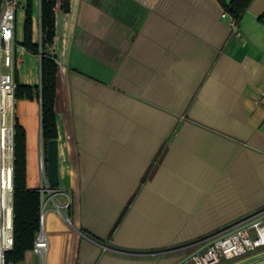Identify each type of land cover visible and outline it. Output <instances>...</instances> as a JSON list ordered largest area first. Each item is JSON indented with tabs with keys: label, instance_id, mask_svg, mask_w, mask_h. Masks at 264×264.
<instances>
[{
	"label": "crops",
	"instance_id": "1",
	"mask_svg": "<svg viewBox=\"0 0 264 264\" xmlns=\"http://www.w3.org/2000/svg\"><path fill=\"white\" fill-rule=\"evenodd\" d=\"M62 1L48 48L58 186L40 196L44 255L20 264H179L185 246L263 211L264 0L236 29L217 0H67L68 12ZM34 10L35 42L39 0ZM16 55V82L39 86L40 57ZM19 104L26 185L39 190L40 105ZM60 200L70 223L52 208Z\"/></svg>",
	"mask_w": 264,
	"mask_h": 264
},
{
	"label": "built area",
	"instance_id": "2",
	"mask_svg": "<svg viewBox=\"0 0 264 264\" xmlns=\"http://www.w3.org/2000/svg\"><path fill=\"white\" fill-rule=\"evenodd\" d=\"M19 0H2L0 8V264H16L6 261V254L13 249V172H14V125L16 113V66L19 58L16 55L18 44L14 40L15 14L20 8ZM223 17H226L224 12ZM230 25L237 28V23L230 18ZM3 68L9 69L8 73ZM264 100V91L262 93ZM40 171L43 181L40 185V196L45 204V196L52 198L50 186L47 183L43 161H40ZM47 193V194H46ZM54 210L64 216L67 223L69 217L65 211L70 207V201L54 202ZM250 217L240 223L212 234L191 246L211 242L208 246L193 254L190 260L193 264H239L249 263L259 258L264 251V221L251 222L247 227L236 229L237 226L252 221ZM44 211L40 213V230L38 231L33 250L40 256L47 248V239L43 233ZM233 231V232H231ZM189 245V246H190ZM187 247V246H186Z\"/></svg>",
	"mask_w": 264,
	"mask_h": 264
},
{
	"label": "trees",
	"instance_id": "3",
	"mask_svg": "<svg viewBox=\"0 0 264 264\" xmlns=\"http://www.w3.org/2000/svg\"><path fill=\"white\" fill-rule=\"evenodd\" d=\"M253 0H217L223 12L234 19L237 25L244 17ZM2 0H0L1 8ZM56 0H39V43L33 41V0H26L24 5L23 39L17 43L27 52L40 57V85L29 86L16 82L15 99H38L40 105V126L43 146L57 138L55 98L57 63L48 52L54 38V11ZM262 17L258 20L261 21ZM15 79L16 73H15ZM26 133L15 119L14 125V172H13V249L6 254V261L20 264L25 253L33 250L35 237L40 230V192L28 189L26 185ZM52 188V189H56ZM90 239H99L81 230Z\"/></svg>",
	"mask_w": 264,
	"mask_h": 264
},
{
	"label": "water",
	"instance_id": "4",
	"mask_svg": "<svg viewBox=\"0 0 264 264\" xmlns=\"http://www.w3.org/2000/svg\"><path fill=\"white\" fill-rule=\"evenodd\" d=\"M64 11L68 12L69 11V2L67 0L62 1ZM42 139V137H41ZM46 179L47 183L51 188H55L58 186V158H57V139H51L46 142ZM252 219V221L247 222L245 224L239 225L236 227L235 230H238L240 228L247 227L251 222L254 221H259L263 220L264 221V210L260 211L257 215H255ZM231 231V232H233ZM195 243V242H194ZM211 242H207L197 248L192 254L188 255L183 259L179 264L184 263L185 261L189 260L191 256L206 246H208ZM239 264H264V251L259 253V258L255 261L249 262V263H241L240 261L238 262Z\"/></svg>",
	"mask_w": 264,
	"mask_h": 264
},
{
	"label": "rangeland",
	"instance_id": "5",
	"mask_svg": "<svg viewBox=\"0 0 264 264\" xmlns=\"http://www.w3.org/2000/svg\"><path fill=\"white\" fill-rule=\"evenodd\" d=\"M37 1L38 0H33V6H34V9L36 8V6H37ZM20 4H21V2H20ZM21 5H23V3L21 4ZM20 5V6H21ZM34 12H35V10H34ZM39 39H40V30H39V22L37 23V26L35 27V30H34V40H35V42L36 43H39ZM23 69L22 68H20V74L22 73L21 71H22ZM3 72L4 73H8L9 72V69H7V68H3ZM24 107V105H18V107L16 108V113H17V115L18 116H20V111H21V109ZM16 113H15V116H16ZM26 115H27V123L28 122H33V123H36L37 124V122H36V120H35V113L33 112V111H27V113H26ZM28 117H31V119H28ZM15 119H16V117H15ZM38 124H39V120H38ZM34 131V130H33ZM34 133V132H33ZM31 134V133H30ZM37 143H38V148H40L41 149V154H42V157H39V159H38V162H37V165H36V167L37 168H33V170H34V173H36V171H37V173L39 174L41 171H40V161L42 160L43 161V164H44V169H45V175H46V146H45V148H44V146H43V142H41L40 143V141H39V137H37ZM41 174H42V177H44V175H43V173L41 172ZM50 189L52 190L51 192L52 193H54V190L55 189H52L51 187H50ZM47 194V193H46ZM48 196V195H47ZM47 196H45V197H47ZM55 202H57V203H64V201L63 200H60V201H55ZM46 208H48V206H46ZM52 208H53V210H54V207L52 206ZM55 211V210H54ZM68 211V210H67ZM67 211H65V214H66V216H68L67 215ZM67 224V223H66ZM210 236V235H209ZM208 237V236H207ZM202 240V239H201ZM197 241H199V240H197ZM196 242V241H195ZM200 247V245H195V246H189V245H187V247L185 246L184 247V249L186 248L187 250V252H189V251H191V253L192 252H194L197 248H199ZM188 255H190V254H188ZM183 264H193V262L189 259V260H187V261H185Z\"/></svg>",
	"mask_w": 264,
	"mask_h": 264
}]
</instances>
